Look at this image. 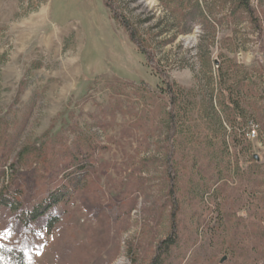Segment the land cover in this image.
I'll return each mask as SVG.
<instances>
[{
	"label": "rangeland",
	"instance_id": "obj_1",
	"mask_svg": "<svg viewBox=\"0 0 264 264\" xmlns=\"http://www.w3.org/2000/svg\"><path fill=\"white\" fill-rule=\"evenodd\" d=\"M107 1L135 42L104 0H0V185L22 205L0 241L25 231L29 264H264V0ZM60 195L50 231L18 223Z\"/></svg>",
	"mask_w": 264,
	"mask_h": 264
},
{
	"label": "trees",
	"instance_id": "obj_2",
	"mask_svg": "<svg viewBox=\"0 0 264 264\" xmlns=\"http://www.w3.org/2000/svg\"><path fill=\"white\" fill-rule=\"evenodd\" d=\"M229 2L233 10H237L240 7L246 9L250 8L249 0H230ZM104 5L109 8L113 18L127 30L130 39L135 42V33L132 29V25L122 14L120 7L110 3L107 0H104ZM162 74L163 79L169 86L167 75H165V73ZM171 97L172 95H170V98ZM3 174L4 173L2 171L0 177H2ZM20 194L21 191L19 190L18 192L13 191L10 190L6 185H0V204L16 211L18 208L22 207L17 199ZM62 200L63 195H60L59 197L53 198L51 201L49 200L45 206H43L42 202H40L39 205L35 207L33 206L30 209L22 208L20 210H22V214H24V216L21 217V214L16 219L18 220V223L24 228V225H29L31 222H35L39 218H44L43 228L47 231H50L52 227L59 221L58 214L52 213V210L56 207V204ZM19 238V240H16L17 238H12L10 241H0V264H29L30 257L28 254L32 247L30 236L24 231L20 234Z\"/></svg>",
	"mask_w": 264,
	"mask_h": 264
},
{
	"label": "bare ground",
	"instance_id": "obj_3",
	"mask_svg": "<svg viewBox=\"0 0 264 264\" xmlns=\"http://www.w3.org/2000/svg\"><path fill=\"white\" fill-rule=\"evenodd\" d=\"M39 19L40 20H43L44 19V13H43V10H42V12H41V15L39 16ZM66 68H67V70H68V72H67V78H66V80H68V78L69 79H71L72 77L71 76H73V74H74V71H75V64L73 63V62H68V63H66Z\"/></svg>",
	"mask_w": 264,
	"mask_h": 264
},
{
	"label": "built area",
	"instance_id": "obj_4",
	"mask_svg": "<svg viewBox=\"0 0 264 264\" xmlns=\"http://www.w3.org/2000/svg\"><path fill=\"white\" fill-rule=\"evenodd\" d=\"M250 133L255 134V129L252 127V129L250 130Z\"/></svg>",
	"mask_w": 264,
	"mask_h": 264
}]
</instances>
